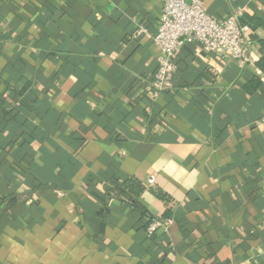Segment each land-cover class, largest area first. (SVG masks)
Segmentation results:
<instances>
[{
	"label": "crops",
	"instance_id": "1",
	"mask_svg": "<svg viewBox=\"0 0 264 264\" xmlns=\"http://www.w3.org/2000/svg\"><path fill=\"white\" fill-rule=\"evenodd\" d=\"M199 1L250 62L186 43L154 96L162 0H0V264H264V0Z\"/></svg>",
	"mask_w": 264,
	"mask_h": 264
},
{
	"label": "built area",
	"instance_id": "2",
	"mask_svg": "<svg viewBox=\"0 0 264 264\" xmlns=\"http://www.w3.org/2000/svg\"><path fill=\"white\" fill-rule=\"evenodd\" d=\"M163 7L153 43L159 50L158 65L151 86L154 96L173 90L174 56L186 43H197L215 54L244 67L250 62L249 31L241 24L242 13L234 10L223 20L209 16L199 0H162ZM148 184L153 179L147 180ZM173 224L170 218H152L145 229L147 237L167 231ZM260 264V263H254Z\"/></svg>",
	"mask_w": 264,
	"mask_h": 264
},
{
	"label": "trees",
	"instance_id": "3",
	"mask_svg": "<svg viewBox=\"0 0 264 264\" xmlns=\"http://www.w3.org/2000/svg\"><path fill=\"white\" fill-rule=\"evenodd\" d=\"M241 24L242 25H244V26H247V25H245V24H243L242 23V18H241ZM249 29H250V27L249 26H247ZM256 67L260 70V72L264 75V57H262L257 63H256ZM250 87H248V88H250V89H252V90H256V89H258V87L261 85V81L259 80V79H253L252 81H250V83L248 84ZM25 88H27V86H25ZM24 88V89H25ZM24 89H22V90H20V92H19V95H21V94H24V92H25V90ZM124 187L123 188H125V189H128V190H137V192H140L141 190H142V187H139L137 184H135V183H133V182H131V181H127V182H125L124 184ZM14 201H9V205H11L12 203H13ZM147 238H151V237H147Z\"/></svg>",
	"mask_w": 264,
	"mask_h": 264
}]
</instances>
